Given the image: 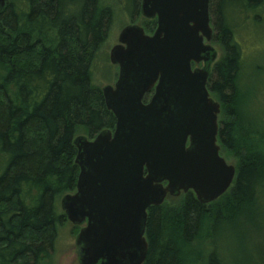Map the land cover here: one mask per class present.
Returning a JSON list of instances; mask_svg holds the SVG:
<instances>
[{
	"label": "trees",
	"instance_id": "1",
	"mask_svg": "<svg viewBox=\"0 0 264 264\" xmlns=\"http://www.w3.org/2000/svg\"><path fill=\"white\" fill-rule=\"evenodd\" d=\"M15 1L3 10L0 29V264H45L67 221L59 199L76 190L78 131L94 138L116 124L101 87L92 82L114 10L101 0H17L19 8ZM263 3L210 0L214 40L224 53L208 87L221 102L219 142L238 157L237 176L221 195L224 203H201L189 190L182 198L171 196L175 204L150 207L144 264H185L204 225L214 239L222 221L258 205L264 193V127H255L242 104V52L233 35V25ZM140 6L135 0L130 13L141 12ZM156 25L155 18H143L147 33ZM206 264L224 263L211 250Z\"/></svg>",
	"mask_w": 264,
	"mask_h": 264
},
{
	"label": "water",
	"instance_id": "2",
	"mask_svg": "<svg viewBox=\"0 0 264 264\" xmlns=\"http://www.w3.org/2000/svg\"><path fill=\"white\" fill-rule=\"evenodd\" d=\"M140 10L156 28L121 30L110 51L118 78L101 88L114 129L74 139L76 190L60 204L80 226L79 264H144L150 207L189 190L210 203L237 176L221 155V103L208 87L217 58L210 0H142Z\"/></svg>",
	"mask_w": 264,
	"mask_h": 264
},
{
	"label": "rangeland",
	"instance_id": "3",
	"mask_svg": "<svg viewBox=\"0 0 264 264\" xmlns=\"http://www.w3.org/2000/svg\"><path fill=\"white\" fill-rule=\"evenodd\" d=\"M142 1V0H141ZM103 5H109L114 10V20L107 40L102 45L99 54L92 66L93 84L103 87L114 85L119 73L117 65L110 61L111 49L119 43L121 30L130 23L142 26L143 16L141 12L134 13L135 0H101ZM15 5L21 7V2L15 1ZM240 5V4H239ZM141 7V6H140ZM131 12V13H130ZM253 13V14H252ZM151 34V33H149ZM234 39L241 46V72L240 88L243 97L242 104L247 105L254 115L255 127H264V3L251 11L250 18L238 21L233 25ZM211 44L217 51L216 62L223 56L224 50L220 40H213ZM33 62V59L25 58ZM214 65V64H213ZM194 66H202L194 65ZM212 94V93H211ZM212 96L220 102L217 96ZM222 114L219 115V121ZM252 119V118H251ZM88 134L79 130L77 136ZM90 138V137H89ZM92 139V138H91ZM221 155L228 163L237 168V156L233 151L227 150L221 145ZM74 192V191H73ZM68 192V193H73ZM58 207L61 208V198ZM167 197L166 201L175 204V200ZM182 198L180 195L177 199ZM227 198H218L217 202L224 203ZM258 205L250 210H242L232 220H224L220 223L214 234L210 237V227L204 225L198 239L188 247L185 264H206L208 253L216 250L224 264H264V193L260 195ZM215 201V202H216ZM63 211V210H62ZM80 226L74 225L67 219L58 229V238L53 255L45 261V264H79L76 252V236Z\"/></svg>",
	"mask_w": 264,
	"mask_h": 264
},
{
	"label": "flooded vegetation",
	"instance_id": "4",
	"mask_svg": "<svg viewBox=\"0 0 264 264\" xmlns=\"http://www.w3.org/2000/svg\"><path fill=\"white\" fill-rule=\"evenodd\" d=\"M8 1H9V0L6 1L5 7H6L7 3H8ZM5 7L3 8V10L5 9ZM3 10L0 12V20H1V14H2ZM212 24H213V23H212ZM213 29H214V26H213ZM214 33H215V30H214ZM213 40H214V35H213ZM213 40H212V41H213ZM201 64H202V66H203V63H201ZM201 64H197V65H201ZM213 64L215 65V61H214V62L212 63V65H211V70H212V68H213V66H214ZM195 65H196V64H195ZM149 95H150V94H149ZM149 97H150V96H149ZM220 103H221V102H220ZM219 124H220V121H219Z\"/></svg>",
	"mask_w": 264,
	"mask_h": 264
}]
</instances>
